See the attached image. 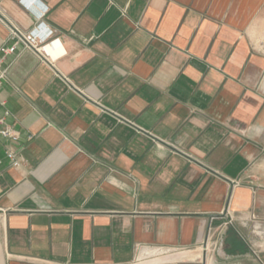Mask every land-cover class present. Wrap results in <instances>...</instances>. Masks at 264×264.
<instances>
[{"label": "crops", "instance_id": "1", "mask_svg": "<svg viewBox=\"0 0 264 264\" xmlns=\"http://www.w3.org/2000/svg\"><path fill=\"white\" fill-rule=\"evenodd\" d=\"M0 14V98L22 136L0 138V264H264V0ZM37 27L44 48L24 40Z\"/></svg>", "mask_w": 264, "mask_h": 264}, {"label": "built area", "instance_id": "2", "mask_svg": "<svg viewBox=\"0 0 264 264\" xmlns=\"http://www.w3.org/2000/svg\"><path fill=\"white\" fill-rule=\"evenodd\" d=\"M46 39V35L43 34L42 31L38 29V27L24 37V40L29 45L37 48H44L45 45H43V42ZM15 49L16 45L4 47L3 52L4 54H10L13 53ZM2 64L3 60H0V86L3 85L7 78L6 70L3 69ZM11 114V110L6 107V102L0 98V138H4L10 144L17 145L20 143L22 136L21 132L15 128L14 125L8 122V118L11 116ZM31 138H33V135L29 136V139ZM6 155L13 166L18 167L22 165L23 161L21 156L12 146L7 148Z\"/></svg>", "mask_w": 264, "mask_h": 264}, {"label": "rangeland", "instance_id": "3", "mask_svg": "<svg viewBox=\"0 0 264 264\" xmlns=\"http://www.w3.org/2000/svg\"><path fill=\"white\" fill-rule=\"evenodd\" d=\"M257 40H258V44L262 45L264 50V29H263V35ZM252 171L258 174V177L255 179V182L252 183L256 191L259 189L264 190V147L262 149V153H260V155L258 156L255 162V167Z\"/></svg>", "mask_w": 264, "mask_h": 264}, {"label": "water", "instance_id": "4", "mask_svg": "<svg viewBox=\"0 0 264 264\" xmlns=\"http://www.w3.org/2000/svg\"><path fill=\"white\" fill-rule=\"evenodd\" d=\"M0 16H1V14H0ZM2 17V16H1Z\"/></svg>", "mask_w": 264, "mask_h": 264}]
</instances>
